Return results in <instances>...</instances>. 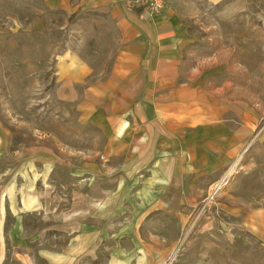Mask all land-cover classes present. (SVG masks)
<instances>
[{"label":"rangeland","instance_id":"rangeland-1","mask_svg":"<svg viewBox=\"0 0 264 264\" xmlns=\"http://www.w3.org/2000/svg\"><path fill=\"white\" fill-rule=\"evenodd\" d=\"M166 7L194 40L189 59L201 70L215 67L228 98L256 118L232 165L181 215L134 219L122 188L136 197L142 176L130 188L121 184L128 169L106 162L104 137L81 123L80 98L56 76L68 51L95 78L105 76L112 35L82 19L68 22L43 0H0V264H48L44 254L64 252L86 227L98 242L73 264H264V0H169Z\"/></svg>","mask_w":264,"mask_h":264},{"label":"crops","instance_id":"crops-1","mask_svg":"<svg viewBox=\"0 0 264 264\" xmlns=\"http://www.w3.org/2000/svg\"><path fill=\"white\" fill-rule=\"evenodd\" d=\"M43 1L68 22L82 19L97 24L104 37L112 35L105 76L95 78V69L72 51L57 60L56 76L70 98H80L81 123L104 137L106 162L116 159L119 169H128L121 184L130 188L142 176L136 197L121 187L133 218L154 211L181 215L179 209L232 165L253 133L256 114L228 98L229 86H220L215 67L201 70L189 59L186 49L194 40L172 7L150 15L133 12L131 0ZM90 229L64 252L43 258L73 264L98 242V234L87 235Z\"/></svg>","mask_w":264,"mask_h":264},{"label":"built area","instance_id":"built-area-1","mask_svg":"<svg viewBox=\"0 0 264 264\" xmlns=\"http://www.w3.org/2000/svg\"><path fill=\"white\" fill-rule=\"evenodd\" d=\"M169 0H131L132 6H144V12L153 15L160 13Z\"/></svg>","mask_w":264,"mask_h":264},{"label":"bare ground","instance_id":"bare-ground-1","mask_svg":"<svg viewBox=\"0 0 264 264\" xmlns=\"http://www.w3.org/2000/svg\"><path fill=\"white\" fill-rule=\"evenodd\" d=\"M231 170V169H230ZM231 175V171L230 172H228V174L220 181V182H218L216 185H215V187H214V189H213V193H215V192H217V190H219V189H222L225 185H226V180H227V177L228 176H230ZM212 193V195H214Z\"/></svg>","mask_w":264,"mask_h":264},{"label":"trees","instance_id":"trees-1","mask_svg":"<svg viewBox=\"0 0 264 264\" xmlns=\"http://www.w3.org/2000/svg\"><path fill=\"white\" fill-rule=\"evenodd\" d=\"M127 1V0H125ZM129 7L135 12L136 14H142L144 12V6H132L129 4Z\"/></svg>","mask_w":264,"mask_h":264},{"label":"water","instance_id":"water-1","mask_svg":"<svg viewBox=\"0 0 264 264\" xmlns=\"http://www.w3.org/2000/svg\"><path fill=\"white\" fill-rule=\"evenodd\" d=\"M215 193H216V192H215ZM215 193H214V194H215Z\"/></svg>","mask_w":264,"mask_h":264}]
</instances>
